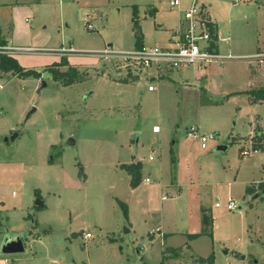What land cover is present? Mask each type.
<instances>
[{
  "label": "rangeland",
  "instance_id": "rangeland-1",
  "mask_svg": "<svg viewBox=\"0 0 264 264\" xmlns=\"http://www.w3.org/2000/svg\"><path fill=\"white\" fill-rule=\"evenodd\" d=\"M192 1L56 0L29 21L42 28L34 46L45 50L16 58L41 78L0 77V241L36 224L26 253L10 260L33 253L41 264H208L199 259L210 256L215 264H264V153L253 149L264 134V102L251 98L264 87V0H197L227 40L217 51L232 57L204 64L200 78L194 65L155 80L154 71L101 56L139 42L171 47ZM6 2L0 16L8 19L16 0ZM63 58L78 70L70 86L50 69ZM192 127L216 139L203 149ZM137 163L142 183L133 188L121 166ZM203 208L212 236L191 240L203 231ZM49 256L58 261L42 260Z\"/></svg>",
  "mask_w": 264,
  "mask_h": 264
},
{
  "label": "built area",
  "instance_id": "built-area-1",
  "mask_svg": "<svg viewBox=\"0 0 264 264\" xmlns=\"http://www.w3.org/2000/svg\"><path fill=\"white\" fill-rule=\"evenodd\" d=\"M181 4L182 0H171L173 7H180ZM181 26L174 34L171 47L144 46L143 49L134 51L107 49L101 53V56H104L103 58L107 60H122L141 72L154 71L157 79L162 78L169 70L224 62L232 58L230 55L227 57L217 51L216 44L218 43L214 37V28L211 29V21L207 19L202 8L198 6L197 0H193L190 8L185 11ZM88 28L94 30L91 25ZM9 50L7 47H2L0 53L5 54ZM149 91H154V86H150ZM189 136L199 139L203 149L208 148L209 142L216 139V134H202L196 127L191 128ZM250 154L249 150L242 152V156ZM150 181L149 178L145 179L147 183ZM216 207H220V203H216ZM235 207L234 202L230 201L228 209L232 210ZM85 237L91 238L92 235L87 233Z\"/></svg>",
  "mask_w": 264,
  "mask_h": 264
},
{
  "label": "crops",
  "instance_id": "crops-1",
  "mask_svg": "<svg viewBox=\"0 0 264 264\" xmlns=\"http://www.w3.org/2000/svg\"><path fill=\"white\" fill-rule=\"evenodd\" d=\"M54 1H56V0H26L27 5H28V6H26L25 2L19 3L18 0H16L15 4L10 6V8L8 7L10 9L9 18L8 19H5L4 17H1V16H3V13H2V7H0L1 8V12H0V14H1V16H0V26H1L0 27V37L3 36L4 37L3 39L7 42V46L6 47L10 49L9 52H8L10 56H12L13 58L17 59L16 55H17L18 52H31L34 49L35 50H45V49H41L40 45L34 46L37 42H43L42 40L40 41V40H38L36 38L37 34L40 31H42V28L31 25L29 21H33L34 15L36 17V14L37 13L39 14L38 11H40V10L44 11V10H46V8H48L47 10H49V12L50 11L52 12V7H51L52 5L51 6H49V5H50V2H54ZM62 1L66 5H69L70 3H72L73 5L75 3H77L78 5H80V0H62ZM29 2H31V3H29ZM48 3H49V5H48ZM6 4H7V2L6 3H2V4L0 3V6H2V5L5 6ZM80 8H82V6ZM185 11H186V9H184V8L181 9V13H185ZM85 12H88V11L87 10H82V13H85ZM180 21H181L180 25L177 27V29L174 32H176L177 30H179L182 27L181 25H182V21L183 20L181 19ZM8 25H10V32L9 33H3L1 31L2 28H6V26H8ZM45 28H47V27L45 26ZM213 28H214V34H215L214 37H215V40H217V43H218L216 45L218 47H220V43H222L224 41H227V40L225 38L221 37V35H220L219 31H218L220 29V26H219L218 23L213 22ZM172 35H171V38L167 39L170 42L172 41ZM14 41H17V42L25 41L27 43H32L33 45L32 46H24V45H20V44L16 45V44H13ZM73 50H75V49H72V51ZM65 56L67 57L68 55H65ZM261 61H263V60H261ZM261 61L258 62V63H261ZM221 63H223V62H221ZM263 63H264V61H263ZM210 64H212V63H210ZM195 66H196L195 71H194L195 72V76L197 78H200L201 77V67H204V65H195ZM251 66H250V68H252ZM190 67H188V68H190ZM183 69L184 68L181 69V71L183 72L182 76H184V70ZM142 73L149 74V72H147V73L142 72ZM165 78L169 79V72L167 74H165L162 78H159V79H165ZM250 78L252 79L251 82H250L251 86H253V84H254L253 82L256 81V79L254 78L253 69H251ZM153 79H154V77H153ZM156 79L157 78L155 77V80ZM150 86H154V85H150ZM154 91H155V88H154ZM158 129H159L158 127H155V131H157ZM252 135L254 136L255 132L252 133ZM180 189L182 191L183 188L180 187ZM28 217L30 218V215ZM34 225H35V221H34V224L30 228L29 234H31V229L33 228ZM8 232L9 233H18V232H23V231H21V230H17V231L10 230ZM3 257H0V263H9V264H16V263L17 264L18 263H20V264H41L40 263L41 258L38 255L33 254V253H32V256H30L28 258H23L21 261H18L19 258H16V261H12V260H10V258L8 256H6L7 258L5 256H3ZM42 260H48V261H50V263L58 261V260H53L52 257H50V256L42 258Z\"/></svg>",
  "mask_w": 264,
  "mask_h": 264
},
{
  "label": "trees",
  "instance_id": "trees-1",
  "mask_svg": "<svg viewBox=\"0 0 264 264\" xmlns=\"http://www.w3.org/2000/svg\"><path fill=\"white\" fill-rule=\"evenodd\" d=\"M6 46H7V42L0 40V47H6ZM143 48H144V44L139 42L137 45V49L141 50ZM69 65H70L69 60L67 58H63L61 62L54 63L52 65V68H50L55 78L57 80L63 81L66 86H70L74 84L75 80H77L75 78L78 74V70L74 67H70ZM62 66H69L70 67L69 71L67 72L61 71L60 67ZM8 73H12L15 74L16 76L24 77V78L25 77H35L38 79L41 78V74L38 73L37 71L27 70L18 62L17 59L13 58L10 55L0 53V77ZM251 98L253 101H264V87L257 90H253L251 92ZM253 140H254L253 149L256 152L262 151L264 153V134L257 133L253 138ZM121 168L127 171L131 176V186L133 188H137L142 183L140 163L124 164L121 166ZM248 191L251 190L249 189ZM202 224H203L202 233L188 235L191 240H195L201 237L202 235L212 236L213 218L212 215L210 214V211L205 208L202 209ZM175 253H177V250H175ZM199 261L202 263L215 264V257L210 256L207 259L200 258Z\"/></svg>",
  "mask_w": 264,
  "mask_h": 264
},
{
  "label": "water",
  "instance_id": "water-1",
  "mask_svg": "<svg viewBox=\"0 0 264 264\" xmlns=\"http://www.w3.org/2000/svg\"><path fill=\"white\" fill-rule=\"evenodd\" d=\"M36 111L35 108L31 110L28 114V118ZM18 134H13L10 138H6L5 141H15L18 138ZM69 144L75 145V141L70 139ZM229 146H219L217 151L227 152ZM43 205V204H42ZM29 234V229H26L23 232L18 233H7L4 235L1 246H0V255L8 256V255H19L25 254L26 252V242Z\"/></svg>",
  "mask_w": 264,
  "mask_h": 264
}]
</instances>
